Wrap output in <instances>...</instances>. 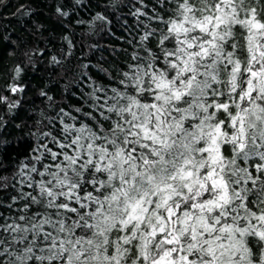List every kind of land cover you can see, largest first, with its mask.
I'll use <instances>...</instances> for the list:
<instances>
[{
	"label": "snow or ice",
	"instance_id": "obj_1",
	"mask_svg": "<svg viewBox=\"0 0 264 264\" xmlns=\"http://www.w3.org/2000/svg\"><path fill=\"white\" fill-rule=\"evenodd\" d=\"M122 8L123 66L42 116L31 153L0 175L15 192L0 201V264H264V0H105L89 23ZM63 40L53 65L72 55ZM26 66L0 90V128Z\"/></svg>",
	"mask_w": 264,
	"mask_h": 264
},
{
	"label": "trees",
	"instance_id": "obj_2",
	"mask_svg": "<svg viewBox=\"0 0 264 264\" xmlns=\"http://www.w3.org/2000/svg\"><path fill=\"white\" fill-rule=\"evenodd\" d=\"M57 3L68 6L69 18L55 15ZM21 4L29 5L32 14H17ZM104 4L105 0H0V90L6 88L18 64L27 65L22 80L28 86L21 106L4 115L7 123L0 128V175L10 180L20 162L31 153L35 138L30 133L36 130V122L42 116H55L59 107L80 106L89 91L88 77L107 83V77L99 69L103 67L111 73L114 68L122 67L131 53L126 41L134 34V20L128 15V8L115 13L109 9L108 25L89 23L97 12L104 11ZM76 20L83 23L76 24ZM37 25L42 27L38 29ZM64 36L74 44L72 55L62 66L53 65L52 56L63 59L68 51ZM37 50L43 54L34 55L28 63L25 53ZM84 64L89 67L83 68ZM81 77L83 80L78 83ZM41 90L55 98V109L49 108V102L39 95ZM3 94L8 95L6 91ZM6 112L0 106V114ZM12 195L15 192L11 188L0 191V201L7 203Z\"/></svg>",
	"mask_w": 264,
	"mask_h": 264
}]
</instances>
